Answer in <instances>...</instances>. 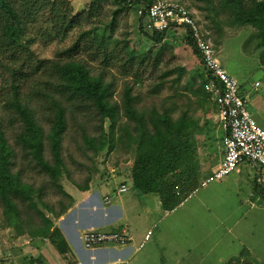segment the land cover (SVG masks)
Masks as SVG:
<instances>
[{
	"label": "trees",
	"instance_id": "16d2710c",
	"mask_svg": "<svg viewBox=\"0 0 264 264\" xmlns=\"http://www.w3.org/2000/svg\"><path fill=\"white\" fill-rule=\"evenodd\" d=\"M204 1L215 16L225 14L228 23L253 27L264 60V0ZM137 3L113 0L115 8L106 14L98 0L80 12H73L68 0H0V68L12 77L10 92L0 102L1 226L15 238L27 237L35 248L48 243L67 264L77 262L69 256L70 247L54 219L74 199L61 179L87 190L98 171L100 152L117 145L132 152L126 176L139 193L156 194L166 210L176 207L201 178L194 138L197 122L189 111L174 117L172 105L138 106L140 94L134 86L149 66L158 70L167 31L148 32L138 18L141 30L158 47L136 54L127 41L119 46L113 36L117 16ZM41 18L43 26L36 36L30 35ZM73 30L78 33L69 45L58 47L46 63L39 61L48 72L44 87L32 81L35 91L22 93L23 68L38 61L31 48L37 37L60 45ZM185 40L199 57L188 32ZM112 67L122 76L117 91ZM128 76L130 80L124 78ZM199 96L208 98L203 87ZM34 262L47 264L39 254L22 260Z\"/></svg>",
	"mask_w": 264,
	"mask_h": 264
},
{
	"label": "crops",
	"instance_id": "0c3cea01",
	"mask_svg": "<svg viewBox=\"0 0 264 264\" xmlns=\"http://www.w3.org/2000/svg\"><path fill=\"white\" fill-rule=\"evenodd\" d=\"M190 51L194 59L190 61L199 63L200 59L193 54L191 47ZM190 65L192 67L191 63ZM200 67L204 72L202 79L206 81L205 69L201 64ZM243 96L248 101L247 96ZM197 101L199 108L204 110L203 113L194 115L189 112L188 115L192 121L197 122L194 138L200 174H202L201 181L209 176L221 161L223 147L222 130L218 123L215 104L209 95L206 103L199 98ZM209 108L213 113L208 111ZM250 113L253 117L252 109ZM178 115L175 114L174 117ZM216 150L219 155L208 167L209 155ZM127 163L131 167V159ZM109 171L110 175H102L97 171L87 190L81 191L72 184L64 186V189L73 197L74 203L55 221V225L61 230L70 247L69 256L76 262L83 264H203L208 257V264H211V261L215 262L211 254L217 247L229 248L241 240L237 235L238 225L247 215L246 209L241 210L242 204L255 207L260 200H264V190L258 182V168L247 162L240 163L238 170L214 181L215 186H210L209 182L199 188L200 192H197L199 190L197 187L198 190H191L176 207L170 210L162 207L156 194L139 193L134 189L131 179L126 174L116 175L114 167ZM122 184L127 186V190L117 193ZM227 192L233 198L235 206L225 212L224 204H220L219 209V201H223L220 196ZM105 196L110 197L109 202L105 201ZM90 228L105 232L126 228L133 233L134 239L125 245L107 243L86 249L80 237L84 230ZM148 230L152 231L151 237L144 242L139 251H135ZM25 242L22 248L28 249L33 246L28 244V239ZM43 247L44 249L40 250L34 247L31 254L41 255L47 264L61 262L67 264L48 243ZM47 249L50 251L49 256L46 255ZM14 257L13 255L12 258Z\"/></svg>",
	"mask_w": 264,
	"mask_h": 264
},
{
	"label": "rangeland",
	"instance_id": "374dc122",
	"mask_svg": "<svg viewBox=\"0 0 264 264\" xmlns=\"http://www.w3.org/2000/svg\"><path fill=\"white\" fill-rule=\"evenodd\" d=\"M68 1L71 3L73 12H80L86 9L91 2V0ZM98 1L101 5V12L103 13L109 14L115 8L113 0ZM179 1L195 11L203 29L208 33V36L214 44L216 56L220 60L221 65L238 81L240 93L246 95L248 98V108L250 111L252 109L256 122L263 126L264 60L261 58L260 49L256 47V30L251 26H234L228 23L227 17L223 13H218L215 16L207 8L208 5L204 0ZM42 24L41 18L29 29L30 35L36 36V30L38 27L43 26ZM77 33L78 31L73 30L69 38L60 45L57 42L46 43L43 39L37 37V41L32 44L31 48L38 61L30 65L26 64L23 68V77L26 80L21 83L20 89L22 93L35 91V85L32 86V81L38 82L37 85L42 88L44 87V82L48 80V72L43 71L42 65L46 63L45 61L55 57L58 47L69 45ZM183 34V31L180 32V30L172 28L164 35L162 42L166 44V49L162 54V62L158 70L153 71L151 70V66H149L145 70L142 81L134 86L135 91L140 94L139 107L149 109L153 106L160 107L166 104L174 107V115H178L183 109H187L194 115H201L203 113L204 110L199 108L197 101L199 98L203 103L207 102L206 97H198L199 91L202 90L204 80L202 79L204 72L200 67L202 63L201 61L199 63L190 61L194 59L190 51V46ZM113 36L120 41L119 46L122 45L121 42L127 41L129 46L135 49L136 54L147 51L151 46L152 48L158 47L147 38L146 34L139 27V19L134 7L123 10L117 16ZM39 61H44L45 63H39ZM190 63L192 67H190ZM181 69L183 70L182 73L180 72ZM109 72L116 77L117 91L121 86L120 77L122 76L116 67L109 68ZM165 73L167 74L163 76ZM124 78L130 80V76ZM11 81L12 77L10 74L0 68V102L10 92ZM208 111L212 112L210 108ZM104 125L107 130L109 121L107 120ZM211 129L213 128L211 127ZM218 155L217 150L210 153L209 159L207 160L208 167L211 166V163H214ZM133 156L134 154L132 152H129L125 147L119 145L115 146L111 151L104 150L96 158L98 171L102 175H110L109 170L114 167L116 169V175L118 173L120 176H123V174L128 175L130 166L127 161L131 159L133 163ZM200 177H202V174ZM214 181L216 180L211 181L209 185L215 186ZM61 182L64 186L71 184L64 176ZM200 190L197 192H200ZM220 199H223V201H219V209L220 204H224L225 212L235 206L234 200L228 192L222 194ZM245 209L247 210L246 218L238 225L239 233L237 235L241 240H239V243L235 242L229 248L217 247L211 254V257L215 259V262L213 263L211 261V264H264V200H260L255 207L242 204L241 210ZM54 220L56 221L57 219ZM27 239V237H13L7 228L1 226L0 222V264H18L19 262L23 264L22 260L28 258L34 249V244L28 249L22 248L25 246V240ZM44 245H38L39 250L44 249ZM243 248H247L246 251H242ZM240 249L242 250L237 254ZM49 253L50 251L47 249L46 255L49 256ZM13 255L15 259L12 258ZM208 259V257L205 258L203 264H208ZM60 264L63 263L61 262Z\"/></svg>",
	"mask_w": 264,
	"mask_h": 264
},
{
	"label": "built area",
	"instance_id": "2783aa9c",
	"mask_svg": "<svg viewBox=\"0 0 264 264\" xmlns=\"http://www.w3.org/2000/svg\"><path fill=\"white\" fill-rule=\"evenodd\" d=\"M125 1L138 2L134 9L146 31L164 32L177 28L183 31L184 36L188 32L194 48L199 53V59L206 72L203 88L216 106L218 123L222 130L223 156L212 173L199 182L197 188L225 177L238 170L240 163L247 162L258 168V182L264 190V127L252 117L248 101L240 93L238 81L221 65L214 45L199 22L195 11L176 0ZM178 189L176 187V194H179ZM126 190L127 186L122 184L117 193ZM104 199L106 202L110 201L109 196H105ZM151 234V230L145 233L135 251L142 248ZM80 238L86 249H92L107 243L129 244L133 241L134 235L126 228L110 232L90 228L84 230ZM34 264L38 263L34 262Z\"/></svg>",
	"mask_w": 264,
	"mask_h": 264
}]
</instances>
